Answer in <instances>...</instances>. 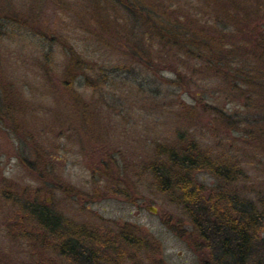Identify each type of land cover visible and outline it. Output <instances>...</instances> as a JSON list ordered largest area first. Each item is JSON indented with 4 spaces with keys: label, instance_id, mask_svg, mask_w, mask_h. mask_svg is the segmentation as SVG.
Masks as SVG:
<instances>
[{
    "label": "rangeland",
    "instance_id": "1",
    "mask_svg": "<svg viewBox=\"0 0 264 264\" xmlns=\"http://www.w3.org/2000/svg\"><path fill=\"white\" fill-rule=\"evenodd\" d=\"M8 1L17 12L32 5L31 0ZM61 1L63 8L54 4L57 0H44L38 17L28 23V33L11 13L4 12L0 20V78L4 77V85H12L19 106L11 114L19 127L17 133L11 128L13 122L0 118V264H85L60 256L52 248L54 243L40 253L32 251L20 237L24 231L16 229L25 225V232L33 230L21 213V203L28 201L43 204L68 223L92 226L100 233L134 229L145 248L121 244L105 251L113 259L123 253L126 264H201L208 254L204 247L194 249L190 216L183 214L169 193L158 191L151 177L149 167L156 161V147L197 141L215 155L223 150L241 161L245 172V179L229 186V191L256 204L257 197L264 196V154L258 153L251 161L243 150L247 151L249 132L259 139L246 124H254L257 112L246 114L243 96L225 91L224 75L213 81L210 76L214 75L209 73V89L201 82L186 89L168 82L175 79L171 67H181L180 63L159 65L165 68L153 73L106 52L82 32L69 12L79 10L82 0ZM259 18L264 25V13ZM65 43L96 69L85 75L106 84L94 92L87 88L84 75L76 77L73 89L88 110L84 118L61 84L66 55L60 45L67 46ZM48 54L52 58L46 67L43 56ZM125 64L130 71L121 68ZM147 80L151 85L147 86ZM185 108L193 113L191 119L185 116ZM216 113L227 119L218 120ZM256 138L247 141L252 149L261 151ZM219 139H223L221 145ZM35 145L43 149L47 162V174L42 178L24 163L32 160ZM191 177L205 192L219 184L206 172ZM150 207L156 209L155 214ZM193 215V219L209 215L212 220L208 207L200 204ZM245 264H264V233L252 243Z\"/></svg>",
    "mask_w": 264,
    "mask_h": 264
},
{
    "label": "trees",
    "instance_id": "2",
    "mask_svg": "<svg viewBox=\"0 0 264 264\" xmlns=\"http://www.w3.org/2000/svg\"><path fill=\"white\" fill-rule=\"evenodd\" d=\"M30 2L32 5L27 6L28 10L17 12L8 0L0 1V20L4 19V12L11 13L13 20L16 19L28 33V23L38 17L44 0ZM54 4L64 6L61 0ZM28 12L30 16H25ZM69 12L82 32L95 44L107 49L106 52L129 59L131 64L142 65L143 69L153 73L165 68L159 65L172 61L176 65L182 64L181 67H171L175 76L174 80L168 81L171 85L187 89L191 84L201 82L209 89V73L214 75L210 76L213 81L224 75L221 82L227 86H224L225 91L243 96L246 114L257 112L254 113L257 117L254 124L252 121L246 124L251 125L249 128L259 135V139L252 132L246 138L248 141L256 138L262 145L261 151L258 147L252 149L246 140L244 157L252 158V161L258 153L264 154V31L261 32L264 25L259 24V16L264 13V0H82L79 10L69 9ZM65 44L67 46L60 45L66 55L61 84L84 118L88 110L73 89L76 77L84 75L87 88L94 92L102 90L106 84L86 76L96 69L82 60L72 46ZM43 58L47 67L51 54ZM121 68L131 70L126 64ZM98 71L103 73L101 68ZM2 79L4 77L1 76ZM101 79L106 77L102 75ZM146 82L149 86L150 82ZM3 85L4 81L0 82V118L13 122L11 128L17 133L19 129L16 128L19 127L14 122L15 116L11 115L19 107L17 96L10 83ZM205 92L206 89L203 90ZM99 94L102 99L103 93ZM206 109L209 111L208 105ZM184 113L190 119L194 116L187 108ZM217 115L218 120L227 119L225 114ZM217 141L221 145L223 139ZM187 143L186 146L156 147V161L149 167L154 184L158 191L169 193L170 199L175 200L185 216H190L194 228L191 234L195 239L194 249L202 250L204 247L208 254L201 264H245L252 243L260 233H264V196H258L256 204H253L245 195L230 192L229 186L245 179V172L240 167L242 162L221 149H218L220 154L215 155L214 151L202 149L197 141ZM31 154L32 160L24 163L31 167V171L38 172L41 178L46 176L48 168L43 149L35 145ZM196 172L209 173L219 184L212 187L211 192H205L207 189L191 177ZM56 187L60 189L57 184ZM21 204H24L21 213H25L27 224L33 230L25 232L22 229L25 225L16 229L24 231L20 237L34 252L40 253L41 249L54 243L52 248L58 249L60 256L74 261L126 264L122 260L123 253L113 259L105 252L106 249L121 244L138 250L145 248L134 229L104 234L92 226L68 223L39 202ZM196 204L207 206L212 220L209 221V215L208 218L200 215L198 219L191 218ZM231 236L234 238L232 241Z\"/></svg>",
    "mask_w": 264,
    "mask_h": 264
},
{
    "label": "water",
    "instance_id": "3",
    "mask_svg": "<svg viewBox=\"0 0 264 264\" xmlns=\"http://www.w3.org/2000/svg\"><path fill=\"white\" fill-rule=\"evenodd\" d=\"M149 211H150L151 213H153V214H155V213H156V209H155V208H153V207H150V208H149Z\"/></svg>",
    "mask_w": 264,
    "mask_h": 264
}]
</instances>
